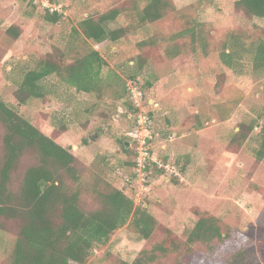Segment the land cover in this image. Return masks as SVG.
I'll return each instance as SVG.
<instances>
[{
  "label": "rangeland",
  "instance_id": "rangeland-1",
  "mask_svg": "<svg viewBox=\"0 0 264 264\" xmlns=\"http://www.w3.org/2000/svg\"><path fill=\"white\" fill-rule=\"evenodd\" d=\"M43 1L56 5L58 23L45 21L40 0H0V100L76 158L83 211L100 207L93 188H115L156 222L148 240L128 223L95 248L86 264H130L142 250L156 246L166 253L155 251L152 264H264V159L252 154L259 128L243 140L235 134L240 125L246 130L264 106V76L254 75L247 64L236 73L219 59L230 35L246 42L264 38V19L247 16L237 0H170L175 12L134 35L101 44L88 41L106 62L103 77L114 72L125 87L134 80L142 92L138 112L150 121L140 127L137 116L124 113L127 95L114 100L115 84L98 99L51 78L48 99L18 104L15 83L25 67L45 59L69 62L82 54L78 33L84 18L142 7L146 0ZM10 28L19 32L17 38ZM188 28L203 37L204 47L198 37H175ZM143 42L149 46L140 47ZM170 51L176 53L170 56ZM4 133L0 123V159ZM142 139L150 156L173 165L177 175L152 166L145 174L136 172L133 155L124 154L121 144L134 152ZM101 157L105 163H98ZM35 164L33 151L22 155L11 176L13 189ZM68 186L78 188L72 182ZM202 217L216 218L224 239L188 248L187 234ZM20 226L18 219L0 218V264L9 263Z\"/></svg>",
  "mask_w": 264,
  "mask_h": 264
},
{
  "label": "trees",
  "instance_id": "trees-1",
  "mask_svg": "<svg viewBox=\"0 0 264 264\" xmlns=\"http://www.w3.org/2000/svg\"><path fill=\"white\" fill-rule=\"evenodd\" d=\"M235 5L247 16L264 19V0H237ZM44 10L46 22L56 24L60 21L61 13ZM169 12H175L170 0H146L142 7L134 4L127 10L112 9L97 18L87 16L79 23L78 35L84 43L82 54L69 62L66 59L63 62L45 59L35 61L32 67H25L15 83L18 104L23 106L31 100L48 99L53 93L49 82L51 78L77 93L95 94L98 99L115 84L114 100L122 101L126 94L127 100L121 103L124 113L131 117L137 116L140 108L135 106L131 98L129 84L125 87V82L114 72L103 77L101 72L106 62L88 41L94 44L116 42L162 20ZM8 31H13L14 38L19 36V32L13 28ZM185 34L198 37L200 46H205L203 37L196 34L194 28L178 32L175 37L180 38ZM139 46L149 44L143 42ZM175 53L176 51L169 52L170 56ZM178 57L179 55L174 56ZM219 59L224 66L236 73L241 72L240 67L247 64L254 75L264 76V38L246 42L243 38L230 35L221 46ZM138 67H142V64ZM131 82L135 84L134 80ZM140 93L142 100L143 94L141 91ZM0 123L5 130L2 139L4 151L0 159V218L18 219L21 222L8 264H86L95 248L104 245L114 232L128 223L140 239L150 238L156 227L154 218L146 209L135 206L133 200L121 189L111 188L100 192L93 188L92 193L98 198L100 207L89 212L83 211L79 204L82 185L76 170V158L70 150L39 132L2 100ZM255 127L259 128V132L257 146L252 154L256 160H263L264 106L257 118L250 120L246 130L240 125L235 134L243 140ZM138 147L139 144L132 152L125 147V142L121 144L124 154L133 155V168H136ZM27 151H33L37 164L24 170L19 187L13 189L11 176ZM104 160L105 157H101L98 163H105ZM155 161L150 162L145 172L151 166L159 172L165 171L158 168ZM68 182L78 185V188L70 189ZM223 239L218 220L214 217H202L187 234L185 245L191 248L195 244L208 245ZM155 251L166 253L162 246H156L149 252L142 250L130 264H152L157 260ZM175 264L182 262L178 260Z\"/></svg>",
  "mask_w": 264,
  "mask_h": 264
},
{
  "label": "built area",
  "instance_id": "built-area-1",
  "mask_svg": "<svg viewBox=\"0 0 264 264\" xmlns=\"http://www.w3.org/2000/svg\"><path fill=\"white\" fill-rule=\"evenodd\" d=\"M40 3L44 7V9H48L50 12H53V11L58 12V8L56 7L55 4H50V2L43 1V0H40ZM128 89H129L131 98H132L135 106L137 108H140V106H141V93H140V91L138 90V88L135 85H133L131 83L128 85ZM149 121H150L149 118L145 114L139 113L137 115L136 122L140 127H143L145 125L147 126ZM138 143H139V151H138V155H137V159H136V172L138 174H142V173L145 174L146 167L150 164V162L155 161V160L150 156L149 152H147V144H146L147 140L142 139ZM155 162L157 163L158 168H160V169L163 168L169 174L177 175L176 170H175L173 165H169L167 163L163 164L162 162H157V161H155Z\"/></svg>",
  "mask_w": 264,
  "mask_h": 264
},
{
  "label": "water",
  "instance_id": "water-1",
  "mask_svg": "<svg viewBox=\"0 0 264 264\" xmlns=\"http://www.w3.org/2000/svg\"><path fill=\"white\" fill-rule=\"evenodd\" d=\"M125 147H126V148L128 147V143H125Z\"/></svg>",
  "mask_w": 264,
  "mask_h": 264
}]
</instances>
